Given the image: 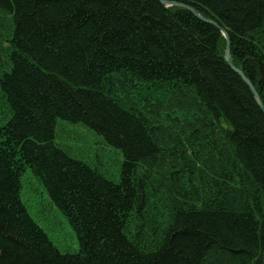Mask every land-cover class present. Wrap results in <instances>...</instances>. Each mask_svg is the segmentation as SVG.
<instances>
[{
  "label": "trees",
  "instance_id": "obj_1",
  "mask_svg": "<svg viewBox=\"0 0 264 264\" xmlns=\"http://www.w3.org/2000/svg\"><path fill=\"white\" fill-rule=\"evenodd\" d=\"M163 1L0 0V264H264V113L217 28L264 106V0ZM26 167L78 251L29 215Z\"/></svg>",
  "mask_w": 264,
  "mask_h": 264
},
{
  "label": "rangeland",
  "instance_id": "obj_2",
  "mask_svg": "<svg viewBox=\"0 0 264 264\" xmlns=\"http://www.w3.org/2000/svg\"><path fill=\"white\" fill-rule=\"evenodd\" d=\"M64 141L78 146L79 156L84 161L96 163L98 170L109 179L118 180L123 156L118 148L105 144L102 137L92 129L79 124L64 125ZM68 140L71 142H68ZM76 150V151H78ZM95 167V166H94ZM21 201L29 215L49 236L53 244L63 252H76L79 244L75 232L60 210L51 203L41 182L29 167L21 178Z\"/></svg>",
  "mask_w": 264,
  "mask_h": 264
},
{
  "label": "water",
  "instance_id": "obj_3",
  "mask_svg": "<svg viewBox=\"0 0 264 264\" xmlns=\"http://www.w3.org/2000/svg\"><path fill=\"white\" fill-rule=\"evenodd\" d=\"M174 4H176V3H174ZM181 5H182V4H181ZM182 6H184V5H182ZM189 8H190V7H188V9H189ZM189 10H191V9H189ZM191 11L194 12L193 10H191ZM203 20L206 21V22L212 23V22L209 21V20H206V19H203ZM217 28L220 30V27H217ZM224 37H225V49H224V59H225V61L228 63V65H229V66H230L235 72H237V74H238V75L243 79V81L248 85V87L250 88V90H251V92H252V94H253V96H254V98H255V100H256L258 106H259V108H260L261 111L264 113V106H263L261 100L259 99V96H258L257 92L255 91L253 85H252L251 82L245 77V75H244L241 71H239L237 68H235V67L233 66V64L231 63L230 53H229V50H230V42H229V38H228V35H227V34H225Z\"/></svg>",
  "mask_w": 264,
  "mask_h": 264
},
{
  "label": "bare ground",
  "instance_id": "obj_4",
  "mask_svg": "<svg viewBox=\"0 0 264 264\" xmlns=\"http://www.w3.org/2000/svg\"><path fill=\"white\" fill-rule=\"evenodd\" d=\"M161 3H162V4H172V3H169V2H166V1H163V0H161ZM187 8H188V7H187ZM189 9L193 10L191 7H190ZM189 9H188V10H189ZM191 10H190V11H191ZM220 31L222 32L223 37H224L226 33L223 32L221 29H220ZM224 38H225V37H224Z\"/></svg>",
  "mask_w": 264,
  "mask_h": 264
}]
</instances>
